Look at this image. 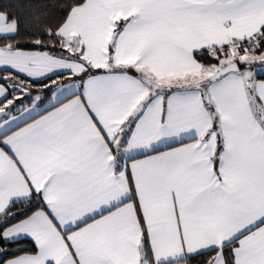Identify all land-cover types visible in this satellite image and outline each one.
<instances>
[{
  "label": "snow or ice",
  "instance_id": "6c2138e0",
  "mask_svg": "<svg viewBox=\"0 0 264 264\" xmlns=\"http://www.w3.org/2000/svg\"><path fill=\"white\" fill-rule=\"evenodd\" d=\"M0 264H264V0H0Z\"/></svg>",
  "mask_w": 264,
  "mask_h": 264
}]
</instances>
